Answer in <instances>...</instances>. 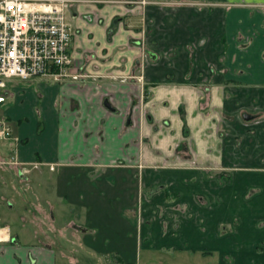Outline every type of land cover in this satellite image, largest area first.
<instances>
[{"label": "crops", "instance_id": "obj_1", "mask_svg": "<svg viewBox=\"0 0 264 264\" xmlns=\"http://www.w3.org/2000/svg\"><path fill=\"white\" fill-rule=\"evenodd\" d=\"M72 1L82 77L58 81L44 123L8 114L17 135L0 139V191L17 183L23 193L0 197V264H131L134 243L136 264L198 254L264 264L261 237L250 246L197 230L202 212L235 202L243 185L264 194V0ZM19 82H8L4 104L24 95ZM47 165L59 167L55 177ZM95 190L112 202L96 203ZM114 208L124 234L107 233ZM10 222L29 229L12 233Z\"/></svg>", "mask_w": 264, "mask_h": 264}, {"label": "built area", "instance_id": "obj_2", "mask_svg": "<svg viewBox=\"0 0 264 264\" xmlns=\"http://www.w3.org/2000/svg\"><path fill=\"white\" fill-rule=\"evenodd\" d=\"M72 0H0V106L13 80L82 75L71 55L73 28L67 10ZM12 128L0 116V139H9Z\"/></svg>", "mask_w": 264, "mask_h": 264}, {"label": "rangeland", "instance_id": "obj_3", "mask_svg": "<svg viewBox=\"0 0 264 264\" xmlns=\"http://www.w3.org/2000/svg\"><path fill=\"white\" fill-rule=\"evenodd\" d=\"M54 83L43 84L41 88L38 87V85H35L31 83V80L25 81V82H19L22 90H24V95L22 94L20 97L14 96V98H7V101L5 104H2L0 106V116H4L7 118L9 115H21L24 116L23 122H26V120H29L33 125H36L37 123H44V114L43 109L46 106V100L48 99V96L55 91L56 87L58 85V81L56 82L53 78H50ZM71 80H73L71 78ZM75 81V80H73ZM53 90V91H52ZM144 96V95H143ZM143 98V97H142ZM141 100V98H140ZM205 98H203L204 102ZM204 103H201V106L204 107ZM9 114V115H8ZM12 121V120H11ZM37 122V123H36ZM11 123V122H10ZM27 124V123H26ZM12 127L15 126L14 121H12ZM10 125V126H11ZM40 126V125H39ZM11 127V128H12ZM169 124L166 121H163L158 124H153L152 131L157 132V134H160V131L162 129L168 128ZM15 129L12 133V136H16ZM184 153L189 152V146L186 145V148L182 150ZM164 163V162H163ZM168 162H165L167 164ZM39 165L34 166L27 165V168H30L31 170H37ZM1 168H6V166L2 167L0 166V172ZM40 169L43 170V174L47 177H55L56 172L55 169L58 171L59 167L54 165H47L46 167H41ZM212 173V172H211ZM211 173L206 172V178L207 181H209L211 178H213L216 181H220L222 183L231 182L230 174L226 177H220L218 176H211ZM210 178V179H208ZM198 181V180H197ZM137 183V181H136ZM194 183V182H193ZM197 187L196 189H200L203 187V185H200L199 183H196ZM244 186L243 189H236L234 191V195H236L238 198L235 202H226L223 204H220V201L218 202L219 205L213 206L212 209L206 212L204 214V210H201L202 214L200 219L202 220V225L197 226V230L199 232L206 231L205 234L210 235V237H214L215 234L218 235H233L234 233H237L240 242L246 243L250 246L257 243L258 237H261V239H264V194L258 195L260 187L253 186L251 182H249ZM165 187V185L161 184L158 186V188ZM13 188V190H12ZM264 189V187H263ZM17 190L20 191L17 183L10 185L9 184V192L7 191H0V197H17ZM95 196L97 197L95 199L96 203H109L112 202V200L109 198L108 195H105L103 191L101 190H95ZM100 191V193H98ZM20 193H22L20 191ZM23 194V193H22ZM203 199V197H200ZM240 199V200H239ZM260 200V202H256L255 200ZM11 203V202H10ZM260 203V204H259ZM0 204L3 207L4 210L6 203L3 202V200H0ZM20 208L18 205L15 206L14 213L18 214L20 213ZM114 213V216L112 217H103L105 219L109 220H116L117 222V228L112 229V231L109 230V227L102 226L101 232L108 231L107 233H119L122 232V226L120 225V218L119 216H115V214H118L120 212L119 209H113L111 211ZM21 214V213H20ZM13 215V212L10 214ZM205 215V216H204ZM107 223V220H101ZM10 227L12 228V233L15 231H18L20 229H23L24 232H26L29 229V225L24 223H16L12 224L9 223ZM1 226V225H0ZM112 228V226H110ZM129 236L135 235V230L129 228ZM123 233V232H122ZM124 234V233H123ZM118 238H120L119 235H117ZM246 241H242V239H245ZM140 253V255H139ZM140 248L136 246L134 243L131 248H128L126 251L125 259H129L131 264H136L137 260H139V256L141 257ZM172 260V257L169 258ZM127 261V260H126ZM164 264H171L170 262H166ZM178 264H218L217 260L212 257H206L203 255H195V256H189L186 255L184 257H180Z\"/></svg>", "mask_w": 264, "mask_h": 264}, {"label": "flooded vegetation", "instance_id": "obj_4", "mask_svg": "<svg viewBox=\"0 0 264 264\" xmlns=\"http://www.w3.org/2000/svg\"><path fill=\"white\" fill-rule=\"evenodd\" d=\"M6 236H7V231L0 226V240H4Z\"/></svg>", "mask_w": 264, "mask_h": 264}, {"label": "bare ground", "instance_id": "obj_5", "mask_svg": "<svg viewBox=\"0 0 264 264\" xmlns=\"http://www.w3.org/2000/svg\"><path fill=\"white\" fill-rule=\"evenodd\" d=\"M3 140H6V139H3Z\"/></svg>", "mask_w": 264, "mask_h": 264}]
</instances>
